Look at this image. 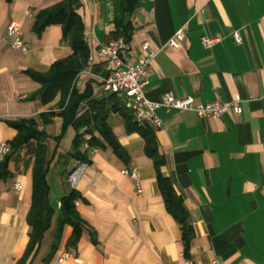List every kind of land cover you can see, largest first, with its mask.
<instances>
[{"label": "crops", "instance_id": "crops-1", "mask_svg": "<svg viewBox=\"0 0 264 264\" xmlns=\"http://www.w3.org/2000/svg\"><path fill=\"white\" fill-rule=\"evenodd\" d=\"M57 1L0 0V143L9 144L17 135L9 122L34 118L45 130L43 143L51 159L49 197L56 211L69 191L67 171L82 167L74 189L81 197L75 207L83 228L76 243L68 246L72 227L64 224L51 255L55 212L35 252L20 262L30 231L38 144L32 139L13 150L7 174L0 177V264H264V0H139L130 15L131 55L125 59L135 62L145 41L156 51L147 71L148 99L159 101L170 92L178 98L190 95L195 103L238 100L242 108L239 114L202 118L191 110L167 112L159 107L156 114L162 124L150 126L165 157L161 171L189 213L193 236L188 258L183 255L180 226L166 210L154 166L144 153V140L138 132L126 131L125 115L133 120L132 109L100 87L107 74L100 59L87 60L75 79L79 93L88 83L91 90L79 112L89 109V101L103 100L106 121L126 161L108 146L88 149L83 142L81 150L87 149L90 163L78 162L66 156L73 128L60 136L63 120L58 115L42 125L39 114L58 111L59 95L48 104L32 98L39 84L26 70L46 72L55 60L71 53L60 25H48L40 35L32 30L35 14ZM77 11L89 54L119 37L114 24L119 0H79ZM11 20L22 25L26 51L11 47ZM179 29L186 36L180 47L172 48L168 41ZM234 31L240 43L234 41ZM215 34L221 40L204 48L200 37ZM127 167L137 169L140 192L121 173ZM62 251L73 256L58 262Z\"/></svg>", "mask_w": 264, "mask_h": 264}, {"label": "trees", "instance_id": "trees-1", "mask_svg": "<svg viewBox=\"0 0 264 264\" xmlns=\"http://www.w3.org/2000/svg\"><path fill=\"white\" fill-rule=\"evenodd\" d=\"M9 2L10 0H6ZM139 0H119V13L114 20L116 33L129 43L133 27L130 15L136 9ZM79 0H58L54 4L40 9L34 17L32 30L40 35L44 28L51 24H58L62 29V38L67 42L71 53L55 60L46 72L26 70V73L39 84L38 90L32 98L38 97L43 104H48L59 95L57 102L58 111L49 110L39 114L42 125L46 126L51 118L58 115L62 118V131L69 126L75 131L71 141V150L66 156L78 162L90 163L88 151L81 150V145L86 142L88 149L110 147L120 159L126 161L127 156L115 135L108 125L107 111L103 100L89 101V109L80 113V105L91 95L89 83L86 91L79 93L75 88V79L79 72L86 66L89 48L84 37V25L78 13ZM109 96H115L110 94ZM131 115H125V128L127 132H138L144 140V153L151 159L156 172V180L164 200L166 210L177 221L181 229L183 255L188 258L190 240L193 236L192 225L189 221V213L186 210L183 198L176 193L171 179L162 173L161 167L165 164V157L159 153L154 130L147 124H138L131 119ZM17 129L16 137L9 142V152L0 159V177L7 174L6 165L13 152L28 141L34 139L38 142L34 152V163L32 169V202L28 213L30 231L28 243L20 262L27 259L35 252L44 232L50 226L52 216L57 212V229L52 244L51 255L55 251L61 230L64 224L72 227V235L67 245L72 246L79 238L83 223L78 216L75 201L81 197L76 189L69 187L68 193L62 198L61 204L56 211V206L50 201V184L47 180L51 159L46 155V145L43 139L46 137L44 129H40L34 118L20 119L9 122ZM84 128L82 131L81 129ZM96 130L101 138L93 135ZM89 133L90 137L85 139L84 134ZM59 138V137H58ZM72 169L67 171L66 179ZM68 200L65 207L63 200Z\"/></svg>", "mask_w": 264, "mask_h": 264}, {"label": "built area", "instance_id": "built-area-1", "mask_svg": "<svg viewBox=\"0 0 264 264\" xmlns=\"http://www.w3.org/2000/svg\"><path fill=\"white\" fill-rule=\"evenodd\" d=\"M85 2V0H82ZM22 25L17 20H11L7 25V36L10 38V44L13 49L26 51L27 46L22 37ZM186 34L183 29L175 31L169 39L168 45L172 48L181 46ZM232 37L236 43H240V35L238 31L232 33ZM221 40L219 34L213 36L203 35L200 37L201 45L209 49ZM156 51L150 49L149 42L142 44V54L139 55L135 62L125 59L130 56V47L123 37H118L104 45H101L95 55L89 54L88 60L92 61L94 57L100 59L106 68V76L102 79L100 87L105 93L115 94L122 98L133 111L134 121L138 124H147L153 128H159L162 124L160 118L156 114L159 107H163L167 112L176 110H191L197 116L202 118L221 117L228 112L239 114L242 110L238 100L231 101H210L205 103H195L192 96L175 97L170 92L162 95L159 101H152L145 96V87L148 84V66L154 58ZM88 148L86 142L83 143ZM94 149V148H91ZM9 145L0 143V159L9 152ZM82 167L71 171L67 177L69 187L74 188L78 175ZM123 175L133 180L137 192L141 191L139 183V174L135 168H124L121 170ZM15 189H19V183L14 184ZM69 251H62L58 258V262L68 260L72 257Z\"/></svg>", "mask_w": 264, "mask_h": 264}, {"label": "water", "instance_id": "water-1", "mask_svg": "<svg viewBox=\"0 0 264 264\" xmlns=\"http://www.w3.org/2000/svg\"><path fill=\"white\" fill-rule=\"evenodd\" d=\"M63 204L65 205V207H67L68 206V200L67 199H64L63 200Z\"/></svg>", "mask_w": 264, "mask_h": 264}, {"label": "rangeland", "instance_id": "rangeland-1", "mask_svg": "<svg viewBox=\"0 0 264 264\" xmlns=\"http://www.w3.org/2000/svg\"><path fill=\"white\" fill-rule=\"evenodd\" d=\"M68 184V183H67Z\"/></svg>", "mask_w": 264, "mask_h": 264}]
</instances>
